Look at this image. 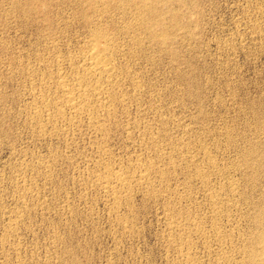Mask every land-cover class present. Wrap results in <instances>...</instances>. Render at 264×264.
Instances as JSON below:
<instances>
[{"label": "rangeland", "instance_id": "rangeland-1", "mask_svg": "<svg viewBox=\"0 0 264 264\" xmlns=\"http://www.w3.org/2000/svg\"><path fill=\"white\" fill-rule=\"evenodd\" d=\"M91 1L0 0V264H263L264 0ZM93 28L110 93L56 116Z\"/></svg>", "mask_w": 264, "mask_h": 264}, {"label": "bare ground", "instance_id": "bare-ground-1", "mask_svg": "<svg viewBox=\"0 0 264 264\" xmlns=\"http://www.w3.org/2000/svg\"><path fill=\"white\" fill-rule=\"evenodd\" d=\"M91 0H89V2H90ZM106 1V0H105ZM139 1V0H138ZM145 2H146V0H144ZM150 1V0H149ZM156 1V0H155ZM93 1H91V3H92ZM100 2V1H99ZM98 2V3H99ZM104 2V1H103ZM103 2H101V3H103ZM125 3V2H124ZM128 4H129V1L127 2ZM131 3V2H130ZM139 3V2H138ZM108 4V3H107ZM134 4V3H133ZM141 4V3H140ZM144 4V3H143ZM150 4V3H149ZM146 5V4H145ZM91 6H92V4H91ZM125 6V5H124ZM131 6V5H130ZM141 7V6H140ZM133 8V7H132ZM151 8V7H150ZM134 9V8H133ZM145 9V8H144ZM106 10V9H105ZM140 11V10H139ZM139 11H137V12H139ZM161 12V11H160ZM91 13V12H90ZM146 14V13H145ZM151 14V13H150ZM175 15V14H174ZM136 16V15H135ZM158 16H159V14H158ZM138 17V16H137ZM150 17V16H149ZM83 18H84V16H83ZM154 18H155V16H154ZM86 19H87V17H86ZM86 19H84L85 20V22H86ZM97 19H99L98 17H97ZM132 19V18H131ZM143 19V18H142ZM88 20V19H87ZM141 20V19H140ZM139 20V21H140ZM156 20H158V19H156ZM142 21V20H141ZM147 21V20H146ZM88 22H90V21H88ZM87 22V23H88ZM131 22H132V20H131ZM154 22V21H153ZM156 22V21H155ZM161 22V21H160ZM138 23V22H137ZM142 23H143V21H142ZM144 23H145V21H144ZM89 24V23H88ZM94 24V23H93ZM163 25V24H162ZM88 26V25H87ZM97 26V25H96ZM143 26V25H142ZM158 26V25H157ZM160 26V25H159ZM100 27V26H99ZM130 27V26H129ZM146 27V26H145ZM162 27V26H161ZM144 28V27H143ZM92 29V28H91ZM94 29V28H93ZM97 29V28H96ZM159 29V28H158ZM95 30V29H94ZM98 30V29H97ZM102 30V29H101ZM108 30V29H107ZM126 30V29H125ZM124 30V31H125ZM132 30H133V28H132ZM96 31V30H95ZM103 31H105V30H103ZM135 31V30H134ZM159 31V30H158ZM92 32V31H91ZM90 32V34H93V32L91 33ZM164 32V31H163ZM141 33V32H140ZM150 33V32H149ZM158 33V32H157ZM167 33V32H166ZM138 34V33H137ZM144 34V33H143ZM140 35V34H139ZM150 35V34H149ZM105 36V35H104ZM91 37V36H90ZM106 37V36H105ZM91 38H93L92 39V43H91V45L89 46L90 48L87 50V57H86V63H85V67H83L84 68V71L85 72H83L84 74H83V76L82 77H79V78H77L76 79V77H75V79H73V78H71L73 81L72 82H70L69 80H68V78H65V77H67V76H63V74L62 75H60L61 73H59V72H56V74L58 73V79L56 78V80H57V85L59 84V87H60V89H61V98L60 99H58V100H56L55 98H54V100H56V101H58V103L60 102V104L59 105H61L62 107H64V108H61V107H59L58 106V104H57V107L58 108H56V116H58L59 115V117H60V115H61V117L64 115H66V113L67 112H69L72 116H74V114H78L79 113V116H81L80 115V113H83V114H85L84 112H90V111H92V108H93V106H92V103L90 102V101H92V100H88L87 101V99H86V90L84 89V87H83V82L86 80V79H88V80H91V81H93L92 83H93V87H92V91L89 89V88H87L86 87V89H88V91L90 90L91 91V93L93 92V95L95 96L94 98L96 99V101H102V99L104 100L105 98L107 99V95L110 93L109 92V90H108V88L106 87V85L105 84H100L101 83V80L102 79H111L112 77H114V66H113V64H112V61L114 60V59H112V61L106 56V52L108 51V47H110V45H107V44H104V42L106 41H104L103 42V40L105 39V38H103V34L98 30V31H96L94 34H93V37H91ZM136 38V37H135ZM141 39V38H140ZM145 39H146V37H145ZM147 40V39H146ZM162 40V39H161ZM91 41V40H90ZM107 42V41H106ZM138 42V41H137ZM140 42V41H139ZM142 43V42H141ZM155 43V42H154ZM117 44V43H116ZM133 44V43H132ZM144 44V43H143ZM160 45V44H159ZM137 46V45H136ZM140 46H142V45H140ZM88 47V46H87ZM113 47V46H112ZM111 48V47H110ZM114 50V49H113ZM115 51V50H114ZM111 52V51H110ZM110 55V54H109ZM112 55V54H111ZM131 56V55H130ZM113 57V56H112ZM117 57V56H116ZM59 63H60V61H59ZM123 63V62H122ZM118 64V63H117ZM82 66V65H81ZM75 67V66H74ZM79 69V68H78ZM81 70H82V68H81ZM60 72H62V71H60ZM66 72V71H65ZM73 72V71H72ZM82 72V71H81ZM64 73V72H63ZM75 73H77V72H75ZM79 73V72H78ZM54 74V73H53ZM52 74V75H53ZM66 75V74H65ZM69 75V74H68ZM80 75H82V74H80ZM115 75H116V73H115ZM51 76V75H50ZM49 76V77H50ZM76 76H78L77 74H76ZM48 77V78H49ZM55 77V76H54ZM116 77H118L117 75H116ZM46 78H47V76H46ZM45 77H44V79H46ZM47 78V79H48ZM52 78V77H51ZM50 78V79H51ZM70 79V78H69ZM70 79V80H71ZM118 79V78H117ZM100 80V83L98 82ZM109 80H106V81H109ZM41 81V80H40ZM51 81H53V80H51ZM103 82H104V80H102ZM111 81V80H110ZM114 81H116V79H114ZM113 81V82H114ZM85 82H89V81H85ZM50 83V82H49ZM91 83V82H90ZM91 83V84H92ZM106 83V82H105ZM87 84V83H86ZM40 85V84H39ZM105 85V86H104ZM108 85V84H107ZM111 85H113V84H111ZM114 85H116V84H114ZM38 86V85H37ZM44 86H45V84H44ZM86 86V85H85ZM110 87H112V86H110ZM113 88V87H112ZM34 89V88H33ZM44 89V88H43ZM59 89V88H58ZM111 89V88H110ZM115 90V89H114ZM35 91V90H34ZM37 92V91H36ZM58 92H60V91H58ZM109 92V93H108ZM113 92V91H112ZM35 93V92H34ZM57 94V93H56ZM60 95V94H59ZM90 95V94H89ZM115 95V94H114ZM34 96V95H33ZM45 96V95H44ZM92 96V94L90 95V97ZM116 96V95H115ZM114 96V97H115ZM51 97V96H50ZM58 97V96H57ZM93 97V96H92ZM110 98V97H109ZM42 99H43V97H42ZM105 99V100H106ZM109 100V99H108ZM118 100V99H117ZM49 102V101H48ZM50 102H51V100H50ZM49 102V103H50ZM54 102V101H53ZM90 102V103H89ZM103 102V101H102ZM45 103V102H44ZM46 103H47V101H46ZM120 103V102H119ZM38 104V103H37ZM53 104H55V103H53ZM50 105H52V102L50 103ZM56 105V104H55ZM100 105H101V103H100ZM47 106H48V104H47ZM94 106H95V103H94ZM113 106V105H112ZM40 107H41V104H40ZM56 107V106H55ZM53 108V107H52ZM95 108V107H94ZM93 108V109H94ZM98 108V107H97ZM105 108V110H106V107H104ZM110 108V107H109ZM50 109V108H49ZM54 109V108H53ZM96 109V108H95ZM100 109H102V108H100ZM37 110V109H36ZM103 110V109H102ZM108 111H109V109H107ZM38 111V110H37ZM43 111V110H42ZM49 111V110H48ZM52 111L53 110H51V113H52ZM107 111V112H108ZM36 112V111H35ZM39 112V111H38ZM34 113V112H33ZM50 113V112H49ZM96 113V112H95ZM94 113V114H95ZM105 113V112H104ZM98 114V113H97ZM96 114V115H97ZM107 114V113H106ZM105 114V115H106ZM37 115V114H36ZM70 115V116H71ZM34 116V115H33ZM51 116H53V115H51ZM67 116V115H66ZM69 116V115H68ZM32 117V116H31ZM76 117V116H75ZM84 117V116H83ZM87 117V116H86ZM88 117H91V115L90 116H88ZM93 117V116H92ZM100 117V116H99ZM64 118V117H63ZM62 118V119H63ZM77 118V117H76ZM95 118V117H94ZM93 118V119H94ZM44 119V118H43ZM57 119V118H56ZM70 119V118H69ZM86 119V118H85ZM33 120V119H32ZM52 120V119H51ZM75 120V119H74ZM39 121V120H38ZM70 121V120H69ZM91 121V120H90ZM94 121H95V119H94ZM45 122V121H44ZM92 122V121H91ZM103 122H105V121H103ZM37 123V122H36ZM51 123H53V122H51ZM89 123V122H88ZM100 123H102V122H100ZM90 124V123H89ZM97 124V123H96ZM99 126V125H98ZM93 127V126H92ZM53 131V130H52ZM98 131V130H97ZM101 132V131H100ZM208 157V156H207ZM139 158V157H138ZM136 160V159H135ZM138 160V159H137ZM191 161V160H190ZM149 162H151V161H149ZM149 162H148V164H149ZM154 162V161H153ZM141 163V162H140ZM152 163V162H151ZM147 164V163H146ZM146 164H144V165H146ZM153 164V163H152ZM156 164V163H155ZM143 165V166H144ZM151 165V164H150ZM148 166V165H147ZM130 167V166H129ZM134 167V166H133ZM140 167V166H139ZM108 168V167H107ZM106 168V169H107ZM126 168V167H125ZM147 168V167H146ZM155 168V167H154ZM110 169V168H109ZM109 169H107V170H109ZM138 169V168H137ZM148 169V168H147ZM150 169V168H149ZM116 170V169H115ZM124 170V169H123ZM127 170H129V169H127ZM153 170V169H152ZM199 170V169H198ZM205 170V169H204ZM139 170H137V172H138ZM144 171V170H143ZM108 172V171H107ZM147 172H149V171H147ZM110 173V172H109ZM126 173V172H125ZM131 173V172H130ZM107 174V173H106ZM128 174V173H127ZM132 174V173H131ZM136 174V173H135ZM140 174V173H139ZM144 174V173H143ZM142 174V175H143ZM164 174V173H163ZM197 174H199V173H197ZM103 175V174H102ZM133 175V174H132ZM131 175V176H132ZM150 175H152V173L150 174ZM106 176V175H105ZM104 176V177H105ZM108 176V175H107ZM137 176V175H136ZM162 176V175H161ZM206 176V175H205ZM103 177V176H102ZM143 177H144V175H143ZM147 177V176H146ZM201 177H202V175H201ZM107 179H106V182L105 183H107V185L106 186H109V185H111V184H115L116 185V187H118V186H120V188L122 187V189H123V191H125L124 189H126L125 187H126V185H127V178L124 176V173L123 172H116V173H114V174H112L111 173V175H110V177H106ZM140 178V177H139ZM102 179V178H101ZM104 179V178H103ZM147 179H149V178H146V180ZM131 180V179H130ZM140 180V179H139ZM145 180V181H146ZM102 181V180H101ZM142 182H144L143 180H141ZM148 181V180H147ZM132 182H134V181H132ZM151 182H153V181H151ZM128 183H129V181H128ZM148 183V182H147ZM149 183H150V181H149ZM100 184V183H99ZM142 184V183H141ZM145 184V183H144ZM151 184V183H150ZM131 185V184H130ZM139 185V184H138ZM143 185V184H142ZM147 185V184H146ZM125 186V187H124ZM129 186V185H128ZM134 186V185H133ZM102 187H103V183H102ZM111 187V186H110ZM113 187V186H112ZM107 188V187H106ZM153 188V187H152ZM105 189V188H104ZM113 189V188H112ZM122 189H120V190H122ZM107 190V189H106ZM108 190H110V189H108ZM116 190V189H115ZM118 190V189H117ZM116 190V191H117ZM112 191V190H111ZM128 191V190H127ZM154 191V190H153ZM152 191V192H153ZM155 191H156V189H155ZM104 192H105V190H104ZM110 194H111V192L110 191H108ZM119 192V191H118ZM121 192V191H120ZM119 192V193H120ZM212 192V191H211ZM112 193H114V192H112ZM129 193V192H128ZM118 194V193H117ZM121 194V193H120ZM113 195H116V194H113ZM124 196H125V194H123ZM126 195H128V194H126ZM164 195V194H163ZM111 196H112V194H111ZM212 196V195H211ZM113 197V196H112ZM118 197H120V195L118 196ZM122 197V196H121ZM126 197V196H125ZM115 198H116V196H115ZM174 198V197H173ZM119 199V198H118ZM128 199V198H127ZM180 199V198H179ZM183 199V198H182ZM120 200V199H119ZM118 200V201H119ZM124 200V199H123ZM220 200V199H219ZM115 201H117V198H116V200ZM215 201H217V200H215ZM119 203V202H118ZM218 204V203H217ZM18 215V214H17ZM16 215V216H17ZM120 218V217H119ZM179 220V219H178ZM123 221V220H122ZM175 221H177V220H175ZM180 221V220H179ZM124 222H125V220H124ZM174 224V223H173ZM214 224H216V223H214ZM176 225H178V224H176ZM172 226V225H171ZM175 226V225H174ZM179 226V225H178ZM215 226V225H214ZM173 227V226H172ZM176 227V226H175ZM200 227V226H199ZM176 228H179V227H176ZM174 229V228H173ZM217 229V228H216ZM215 229V230H216ZM184 230V229H183ZM197 230V229H196ZM200 230V229H199ZM187 231V230H186ZM207 235V234H206ZM180 237V236H179ZM173 240V239H172ZM219 240V239H218ZM189 241V240H188ZM263 242V241H262ZM255 243V242H254ZM250 247V246H249ZM260 248V247H259ZM256 249V248H255ZM260 249H262L261 251V253H262V255L264 256V246H262V248H260ZM220 250V249H219ZM189 251V250H188ZM253 252V251H252ZM259 252V251H258ZM187 253V252H186ZM186 253H184V255L186 254ZM182 254H183V252H182ZM188 254V253H187ZM257 254V253H256ZM256 254H254V255H256ZM190 255V254H189ZM249 255V254H248ZM261 255V256H262ZM191 256V255H190ZM190 256L188 257H186V259L187 260H184L185 262L186 261H188L189 263L190 262H192L191 261V258H190ZM225 256V255H224ZM260 255H258L257 257H259ZM262 256V257H263ZM193 257V256H192ZM184 258V257H183ZM182 258V259H183ZM224 258H226V257H224ZM228 258V257H227ZM193 260H194V258H192ZM222 259H223V257H222ZM245 259V258H244ZM260 259V261L262 262V260H261V257L259 258ZM259 259H257V262H258V260ZM263 259V258H262ZM180 260H181V257H180ZM252 261L251 262H255V259L253 258V259H251ZM254 260V261H253ZM264 260V259H263ZM250 262V261H249ZM187 263V262H186ZM194 263H196V262H193V264ZM248 264V263H247ZM262 264V263H261ZM263 264H264V262H263Z\"/></svg>", "mask_w": 264, "mask_h": 264}]
</instances>
